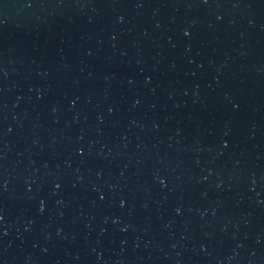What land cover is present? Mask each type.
Masks as SVG:
<instances>
[{
    "label": "water",
    "instance_id": "1",
    "mask_svg": "<svg viewBox=\"0 0 264 264\" xmlns=\"http://www.w3.org/2000/svg\"><path fill=\"white\" fill-rule=\"evenodd\" d=\"M0 264H264V0H0Z\"/></svg>",
    "mask_w": 264,
    "mask_h": 264
}]
</instances>
